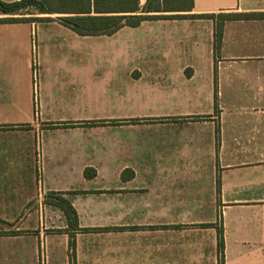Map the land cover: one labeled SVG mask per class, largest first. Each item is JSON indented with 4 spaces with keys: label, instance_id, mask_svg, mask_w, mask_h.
Listing matches in <instances>:
<instances>
[{
    "label": "crops",
    "instance_id": "obj_1",
    "mask_svg": "<svg viewBox=\"0 0 264 264\" xmlns=\"http://www.w3.org/2000/svg\"><path fill=\"white\" fill-rule=\"evenodd\" d=\"M260 12L193 0L99 35L0 12V264H71V239L73 264H264V18L219 16Z\"/></svg>",
    "mask_w": 264,
    "mask_h": 264
},
{
    "label": "trees",
    "instance_id": "obj_2",
    "mask_svg": "<svg viewBox=\"0 0 264 264\" xmlns=\"http://www.w3.org/2000/svg\"><path fill=\"white\" fill-rule=\"evenodd\" d=\"M109 0H93L92 6L90 0H15L5 2L0 0L1 13H16L22 9L32 8L40 13H74V15L59 17V21L79 35H99L111 34L122 25L137 26L142 20L152 19L157 17H167V15H153L150 12L159 11H189L193 7V0H146L143 7L139 11L137 0H114L111 7H108ZM106 4V7H102ZM121 9L127 11L128 14L122 16H93L89 15L91 10L95 12H111L108 9ZM106 9V10H103ZM126 9V10H124ZM115 11V10H112ZM119 11V10H118ZM171 16H180L179 14ZM193 17L195 15H192ZM211 17L212 14L202 15ZM223 19L236 18H264V12L260 13H242V14H220ZM18 18H5L6 21H14ZM31 20L38 18H30ZM49 20L50 18H46ZM222 26L217 25L215 30V43H218L221 37ZM216 99V96H215ZM94 171L91 173L86 170L84 176L86 178L93 177ZM47 202L59 208L67 222L68 226L73 229H79L77 222V214L71 203L61 195H50L47 197ZM218 249H223L222 232L219 230ZM69 257L71 264L74 260V241H69Z\"/></svg>",
    "mask_w": 264,
    "mask_h": 264
},
{
    "label": "built area",
    "instance_id": "obj_3",
    "mask_svg": "<svg viewBox=\"0 0 264 264\" xmlns=\"http://www.w3.org/2000/svg\"><path fill=\"white\" fill-rule=\"evenodd\" d=\"M38 78H37V75L35 73V76H34V98L36 100V97H37V93H38Z\"/></svg>",
    "mask_w": 264,
    "mask_h": 264
}]
</instances>
